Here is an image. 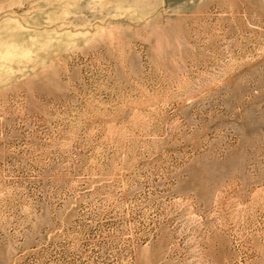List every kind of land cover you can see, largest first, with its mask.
Segmentation results:
<instances>
[{"label": "rangeland", "instance_id": "1", "mask_svg": "<svg viewBox=\"0 0 264 264\" xmlns=\"http://www.w3.org/2000/svg\"><path fill=\"white\" fill-rule=\"evenodd\" d=\"M0 264H264V0H0Z\"/></svg>", "mask_w": 264, "mask_h": 264}]
</instances>
